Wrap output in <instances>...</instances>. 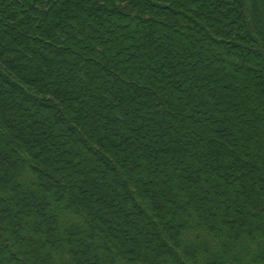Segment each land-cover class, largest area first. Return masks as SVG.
<instances>
[{
    "label": "trees",
    "instance_id": "16d2710c",
    "mask_svg": "<svg viewBox=\"0 0 264 264\" xmlns=\"http://www.w3.org/2000/svg\"><path fill=\"white\" fill-rule=\"evenodd\" d=\"M0 264H264V0H0Z\"/></svg>",
    "mask_w": 264,
    "mask_h": 264
}]
</instances>
